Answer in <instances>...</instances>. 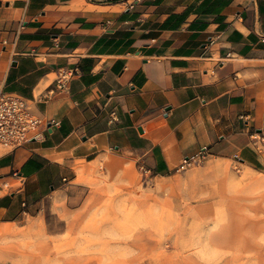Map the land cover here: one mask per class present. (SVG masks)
<instances>
[{
  "label": "crops",
  "instance_id": "0c3cea01",
  "mask_svg": "<svg viewBox=\"0 0 264 264\" xmlns=\"http://www.w3.org/2000/svg\"><path fill=\"white\" fill-rule=\"evenodd\" d=\"M0 91L49 122L0 146V225L38 214L46 197L53 210L85 206L80 178L101 166L170 176L203 148L255 166L264 0H0Z\"/></svg>",
  "mask_w": 264,
  "mask_h": 264
},
{
  "label": "rangeland",
  "instance_id": "374dc122",
  "mask_svg": "<svg viewBox=\"0 0 264 264\" xmlns=\"http://www.w3.org/2000/svg\"><path fill=\"white\" fill-rule=\"evenodd\" d=\"M252 142L251 167L203 157L152 177L101 166L80 178L85 206L53 210L46 197L38 214L0 225V264H264V140Z\"/></svg>",
  "mask_w": 264,
  "mask_h": 264
},
{
  "label": "built area",
  "instance_id": "2783aa9c",
  "mask_svg": "<svg viewBox=\"0 0 264 264\" xmlns=\"http://www.w3.org/2000/svg\"><path fill=\"white\" fill-rule=\"evenodd\" d=\"M74 74L73 69H60L55 79L54 89L66 88ZM49 92L51 93L53 90ZM47 98L48 96H42L40 99L45 100ZM48 124L47 120L37 116L30 110L27 99L18 94L0 91V146L2 148L11 151L22 146L30 139L41 137ZM261 140H264V138H261ZM204 151L205 148L201 150L199 156L184 159L181 168L203 158ZM234 158L238 160L236 155H234Z\"/></svg>",
  "mask_w": 264,
  "mask_h": 264
}]
</instances>
